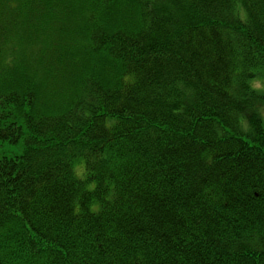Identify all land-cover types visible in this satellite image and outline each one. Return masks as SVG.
Here are the masks:
<instances>
[{
    "label": "trees",
    "instance_id": "1",
    "mask_svg": "<svg viewBox=\"0 0 264 264\" xmlns=\"http://www.w3.org/2000/svg\"><path fill=\"white\" fill-rule=\"evenodd\" d=\"M262 107L264 0H0V264H264Z\"/></svg>",
    "mask_w": 264,
    "mask_h": 264
},
{
    "label": "rangeland",
    "instance_id": "2",
    "mask_svg": "<svg viewBox=\"0 0 264 264\" xmlns=\"http://www.w3.org/2000/svg\"><path fill=\"white\" fill-rule=\"evenodd\" d=\"M259 87V85H256ZM262 118H264V107L261 108ZM264 122V121H263ZM24 149L23 141L19 142L18 144L11 145L7 142L0 143V158L2 157H15L22 154Z\"/></svg>",
    "mask_w": 264,
    "mask_h": 264
}]
</instances>
